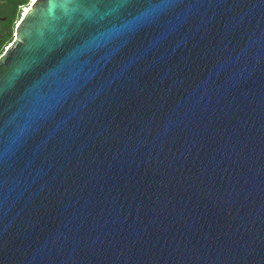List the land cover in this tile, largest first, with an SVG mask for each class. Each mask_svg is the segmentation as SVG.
<instances>
[{
	"label": "water",
	"instance_id": "1",
	"mask_svg": "<svg viewBox=\"0 0 264 264\" xmlns=\"http://www.w3.org/2000/svg\"><path fill=\"white\" fill-rule=\"evenodd\" d=\"M0 56V264H264V0H36Z\"/></svg>",
	"mask_w": 264,
	"mask_h": 264
},
{
	"label": "flooded vegetation",
	"instance_id": "2",
	"mask_svg": "<svg viewBox=\"0 0 264 264\" xmlns=\"http://www.w3.org/2000/svg\"><path fill=\"white\" fill-rule=\"evenodd\" d=\"M21 1L22 0H0V48L4 46L12 31L13 34L16 35L15 24H18L19 22H16L15 24L12 23L14 21L15 16L19 13L21 9ZM29 4H32V0H30ZM29 4L27 6H29ZM23 11H26L24 7ZM9 44L10 43H8L6 47H8Z\"/></svg>",
	"mask_w": 264,
	"mask_h": 264
},
{
	"label": "trees",
	"instance_id": "3",
	"mask_svg": "<svg viewBox=\"0 0 264 264\" xmlns=\"http://www.w3.org/2000/svg\"><path fill=\"white\" fill-rule=\"evenodd\" d=\"M29 3H30V0H22L21 1V9H20L19 13L15 16L14 21H13L12 24H15L16 22H19L20 21L21 11H23V7L27 6ZM12 39H13V31L10 33V35H9L6 43L4 44V46H2L0 48V54L2 53L4 47L7 46L8 43L12 42Z\"/></svg>",
	"mask_w": 264,
	"mask_h": 264
},
{
	"label": "rangeland",
	"instance_id": "4",
	"mask_svg": "<svg viewBox=\"0 0 264 264\" xmlns=\"http://www.w3.org/2000/svg\"><path fill=\"white\" fill-rule=\"evenodd\" d=\"M22 17H23V16H21L20 20L22 19ZM17 25H18V24H15V29H16ZM15 38H16V35L13 34L12 42L15 40ZM12 42H10V44H11ZM10 44H9V45H10ZM7 48H8V47H6V46L4 47V49H3L2 53L0 54V56L6 51Z\"/></svg>",
	"mask_w": 264,
	"mask_h": 264
},
{
	"label": "bare ground",
	"instance_id": "5",
	"mask_svg": "<svg viewBox=\"0 0 264 264\" xmlns=\"http://www.w3.org/2000/svg\"><path fill=\"white\" fill-rule=\"evenodd\" d=\"M36 0H32V4L35 2ZM32 4H29V6H27V8H25V12H24V15L29 11V9H30V7L32 6ZM23 14H22V16H24Z\"/></svg>",
	"mask_w": 264,
	"mask_h": 264
},
{
	"label": "built area",
	"instance_id": "6",
	"mask_svg": "<svg viewBox=\"0 0 264 264\" xmlns=\"http://www.w3.org/2000/svg\"><path fill=\"white\" fill-rule=\"evenodd\" d=\"M26 8V6L24 7V9ZM24 11H22V14H23Z\"/></svg>",
	"mask_w": 264,
	"mask_h": 264
}]
</instances>
